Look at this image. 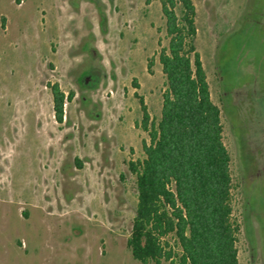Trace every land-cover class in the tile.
<instances>
[{"label": "rangeland", "instance_id": "rangeland-1", "mask_svg": "<svg viewBox=\"0 0 264 264\" xmlns=\"http://www.w3.org/2000/svg\"><path fill=\"white\" fill-rule=\"evenodd\" d=\"M191 1L244 228L238 262L264 264V0ZM166 42L158 0H0V264H140L127 163L148 142L139 102L159 115Z\"/></svg>", "mask_w": 264, "mask_h": 264}, {"label": "trees", "instance_id": "trees-1", "mask_svg": "<svg viewBox=\"0 0 264 264\" xmlns=\"http://www.w3.org/2000/svg\"><path fill=\"white\" fill-rule=\"evenodd\" d=\"M158 1L167 41L157 53L161 103L153 117L139 102L148 142L141 158L127 163L136 205L126 246L140 264H239L236 243L244 228L231 206L221 111L196 50V10L191 0ZM48 87L61 122L64 95L57 84Z\"/></svg>", "mask_w": 264, "mask_h": 264}]
</instances>
